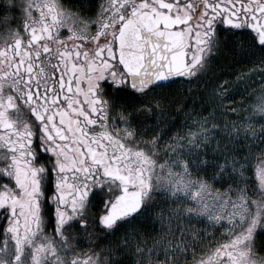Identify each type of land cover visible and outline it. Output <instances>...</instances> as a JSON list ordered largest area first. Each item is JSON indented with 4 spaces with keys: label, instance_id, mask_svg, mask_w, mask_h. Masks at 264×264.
<instances>
[{
    "label": "snow or ice",
    "instance_id": "snow-or-ice-1",
    "mask_svg": "<svg viewBox=\"0 0 264 264\" xmlns=\"http://www.w3.org/2000/svg\"><path fill=\"white\" fill-rule=\"evenodd\" d=\"M0 264H264V0H0Z\"/></svg>",
    "mask_w": 264,
    "mask_h": 264
}]
</instances>
